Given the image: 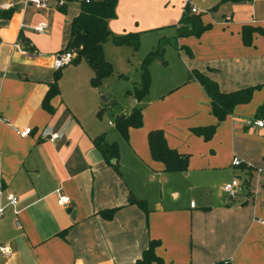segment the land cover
I'll return each mask as SVG.
<instances>
[{
	"label": "crops",
	"instance_id": "crops-1",
	"mask_svg": "<svg viewBox=\"0 0 264 264\" xmlns=\"http://www.w3.org/2000/svg\"><path fill=\"white\" fill-rule=\"evenodd\" d=\"M9 2L16 3L1 9ZM58 6L0 0V186L17 197L15 206L0 200V245L11 251L0 253V264H126L148 239L158 241L154 252L162 264H264V170H257L264 166V0L116 1L107 20L114 34L187 32L175 40L182 68L167 71L141 100L131 96L129 111L138 106L142 121L128 128L126 139L101 118L105 100L97 99L104 98L90 85L83 60L60 68L50 109L42 105L55 71L51 54L63 51L78 11L69 15ZM184 14L198 16L205 29L195 34L191 22L180 21ZM40 22L46 30L34 31ZM243 27L253 28L247 44ZM193 71L222 92L253 87L248 101L218 120ZM257 119L261 126L251 123ZM206 125L214 127L209 138L191 130ZM13 126L30 132L19 137ZM44 126L62 130L61 137L42 138ZM152 129L187 156L186 170L166 172L151 159L146 133ZM100 134L118 143V172L93 145ZM234 177L243 191L227 198L221 186ZM56 191L68 196L67 204L56 203ZM129 197L144 200L146 212ZM111 208L109 219L99 214Z\"/></svg>",
	"mask_w": 264,
	"mask_h": 264
},
{
	"label": "trees",
	"instance_id": "trees-1",
	"mask_svg": "<svg viewBox=\"0 0 264 264\" xmlns=\"http://www.w3.org/2000/svg\"><path fill=\"white\" fill-rule=\"evenodd\" d=\"M74 0H63V3L58 6L60 10L64 11L66 3ZM117 0H87L78 2V11L70 19L69 34L64 45L63 50H72L74 52L73 58L69 63H76L83 60L90 67L92 75L89 78V83L93 87H97L101 80L111 73V66L104 58L102 53V43L110 34L107 27V20L113 18L114 7ZM232 2H247L250 0H220ZM11 9V8H10ZM186 10V7L185 9ZM9 14V11L5 13ZM180 21H189L193 26L195 34L200 33L205 29L200 19L196 15H183ZM253 28H242V40L247 44L250 41L251 32ZM182 34L186 31H180ZM137 32H127L123 34L112 35V40L116 44H130L133 47L137 45ZM161 42L158 46L149 51L142 62L141 75L139 85H134L130 91L131 96L139 101L148 91L149 78L147 72V64L149 60L159 54ZM185 51L189 53L187 48ZM60 68L53 73V79L49 83L48 89L42 98V105L48 110L50 106L48 100L57 93V81L60 78ZM194 78L199 82L210 100V111L219 120L229 113L232 107L238 103H245L248 101L253 87H244L230 92H222L218 90L215 82L206 75L193 71ZM141 110L138 106H134L127 114H118L114 119V127L121 137L127 138V131L129 127H139L141 125ZM213 125L197 126L191 130L194 134L200 135L203 138H209L213 132ZM146 141L149 154L152 160L159 161L163 165V171H184L187 165V156L178 153L175 149L169 148L165 142L163 133L159 129H152L146 133ZM93 145L99 151L105 162H112V167L118 172L117 158L118 147L115 141H106L102 134L96 135L93 138ZM129 203H133L146 212V204L144 200L136 199L134 197L128 198ZM115 208L101 210L99 214L103 218L109 219ZM158 244L157 240L148 239L145 248L140 251L139 257L134 261L126 264H162L161 259L155 254L154 248ZM215 264H222L217 262Z\"/></svg>",
	"mask_w": 264,
	"mask_h": 264
},
{
	"label": "rangeland",
	"instance_id": "rangeland-1",
	"mask_svg": "<svg viewBox=\"0 0 264 264\" xmlns=\"http://www.w3.org/2000/svg\"><path fill=\"white\" fill-rule=\"evenodd\" d=\"M67 4L69 15L78 9L76 1H70ZM185 23L183 22L182 26ZM172 28H155L152 31L138 33L136 47L130 44L114 43L112 35L117 34L110 30V34L102 43V53L111 66V73L104 77L98 85V91L104 99L97 97L99 101L105 100V102L100 103L101 118L104 119L105 123L109 122L113 125L116 115L129 111L130 101L132 100L130 91L134 85L140 83L144 57L149 51L155 49L159 42H161L159 54L151 58L147 64L148 93L151 94L155 91L158 87V81L164 77L167 71L176 72L175 69L182 68L180 66L181 51H179V46L175 40L178 36L184 34ZM111 131L114 132V129H111Z\"/></svg>",
	"mask_w": 264,
	"mask_h": 264
},
{
	"label": "built area",
	"instance_id": "built-area-1",
	"mask_svg": "<svg viewBox=\"0 0 264 264\" xmlns=\"http://www.w3.org/2000/svg\"><path fill=\"white\" fill-rule=\"evenodd\" d=\"M77 2L82 1V0H75ZM87 1V0H84ZM183 4H187L189 0H181ZM16 2H9L1 5V9H7L11 8L14 6ZM18 4H21L22 6H25L27 4L35 7V8H43L47 5V0H17ZM63 3V0H56V5H61ZM191 12H195L196 9L194 7H190ZM47 28V25L44 22H40L36 24L33 29L36 32H44ZM14 47L19 49L21 52H25V49H22L18 43L13 44ZM35 54H39L38 52H35ZM74 52L72 50H63L58 53L51 54V66L53 69H59L62 66L66 65L69 63V61L73 58ZM247 122H250L247 120ZM252 124L261 126L263 124V120L257 119L251 121ZM13 131L15 132L16 135L19 137H24L30 132L29 127H23L19 128L17 126H13ZM62 135V130L59 131H53L51 128L48 126H44L41 131H40V136L50 142L55 141L56 139L60 138ZM262 161L264 162V154L262 156ZM231 164L232 165H239L240 160L237 157H233L231 159ZM257 170H264V166L261 168H258ZM222 191L224 192L225 196L227 198H232L235 197L237 193L243 191V184L242 182L237 178L234 177L230 181L224 183L221 186ZM4 199L6 204H9L11 206H15L17 204V197L14 196L12 193H4L1 186H0V200ZM55 201L58 205H65L68 203L69 198L68 196L60 193L59 191L55 192ZM189 205L192 207L193 202H190ZM3 212V205L0 203V217ZM10 249L7 245H0V253L3 255H9L10 254Z\"/></svg>",
	"mask_w": 264,
	"mask_h": 264
},
{
	"label": "water",
	"instance_id": "water-1",
	"mask_svg": "<svg viewBox=\"0 0 264 264\" xmlns=\"http://www.w3.org/2000/svg\"><path fill=\"white\" fill-rule=\"evenodd\" d=\"M69 211H70V210H69ZM69 211H68V212H69ZM72 213H73V212H72Z\"/></svg>",
	"mask_w": 264,
	"mask_h": 264
}]
</instances>
